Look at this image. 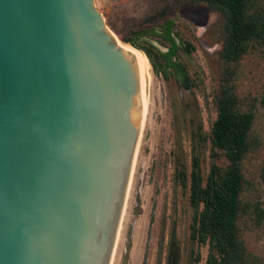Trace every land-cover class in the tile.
<instances>
[{"label": "water", "instance_id": "obj_1", "mask_svg": "<svg viewBox=\"0 0 264 264\" xmlns=\"http://www.w3.org/2000/svg\"><path fill=\"white\" fill-rule=\"evenodd\" d=\"M149 90L96 0H0V264H113Z\"/></svg>", "mask_w": 264, "mask_h": 264}, {"label": "trees", "instance_id": "obj_2", "mask_svg": "<svg viewBox=\"0 0 264 264\" xmlns=\"http://www.w3.org/2000/svg\"><path fill=\"white\" fill-rule=\"evenodd\" d=\"M186 1L204 2L224 19L225 37L219 52L224 67L219 87L212 93L216 116L208 130L193 92L202 84L198 68L191 71L180 59L181 53L189 57L195 46L173 32V20L165 19L160 29L132 31V35L122 38L123 42L133 44L146 54L155 74L173 77L189 95L174 114L171 150L173 182L189 190L188 201L192 209L189 245L183 259L180 241L172 228L163 264H198L201 246H207L205 264H264L262 258L247 250L240 228V220L246 216L255 227L264 221L262 202L242 195L249 188V180L243 171L244 159L260 145L253 124L257 106L264 105V95L261 98L240 96L235 83L240 61L246 54L256 51L264 60V0ZM164 16L165 11L158 10L147 20L157 22ZM143 35L153 37L165 48L162 50L148 39L139 42V36ZM183 130L189 134V167ZM208 156L211 162L204 176L202 167ZM219 158H223L220 163L216 162ZM259 178L264 186V163ZM160 251L156 264H162ZM145 258L146 251L144 261Z\"/></svg>", "mask_w": 264, "mask_h": 264}, {"label": "rangeland", "instance_id": "obj_3", "mask_svg": "<svg viewBox=\"0 0 264 264\" xmlns=\"http://www.w3.org/2000/svg\"><path fill=\"white\" fill-rule=\"evenodd\" d=\"M96 8L121 41L123 37L132 35V31L160 29L165 19L173 20V32L195 46L189 57L181 53L180 59L188 64L191 71L198 68L202 84L193 92L200 105L204 127L208 130L216 116L212 93L219 87L224 67L219 57L225 37L223 16L204 2L186 0H96ZM158 10L165 11L163 18L157 22L147 20ZM146 39L162 50L165 48L149 35L139 36L141 43ZM149 67L152 80L149 105L135 156L134 176L129 186L130 200L125 204L122 238L116 243L113 264H124L125 254V264H156L160 250L163 264L172 228L180 241L183 259L188 251L192 216L189 190L173 182L171 150L174 114L189 95L173 77L155 74L150 63ZM235 83L240 96L261 98L264 95V60L258 52H250L242 58ZM253 130L259 136L260 145L244 159L243 171L249 180V188L242 195L249 200H259L264 206V186L259 178V170L264 163V105L257 106ZM182 140L189 167L187 130H183ZM222 161L223 158L216 159L218 163ZM210 162L208 156L202 167L204 176ZM240 228L247 250L264 260V221L255 227L246 216L240 220ZM200 254L198 264H205L207 246L200 247Z\"/></svg>", "mask_w": 264, "mask_h": 264}, {"label": "bare ground", "instance_id": "obj_4", "mask_svg": "<svg viewBox=\"0 0 264 264\" xmlns=\"http://www.w3.org/2000/svg\"><path fill=\"white\" fill-rule=\"evenodd\" d=\"M116 41L117 43L124 49L128 50L129 52L133 53L136 61H137V65H138V76L139 79L150 89V85H151V76H150V67H149V60L146 56V54L141 50V49H136L134 47H132L129 43L123 42L121 41L119 38H117V36L115 35ZM149 94H150V90H149ZM149 94H148V98H147V103H146V107H145V111H144V115H143V119H142V124H141V128H140V132H139V138L137 141V146H136V152H137V147L139 144V139H140V135H141V130H142V125H143V121L145 118V114L149 105ZM136 156V153H135ZM130 186V184H129ZM125 212V209H124Z\"/></svg>", "mask_w": 264, "mask_h": 264}]
</instances>
